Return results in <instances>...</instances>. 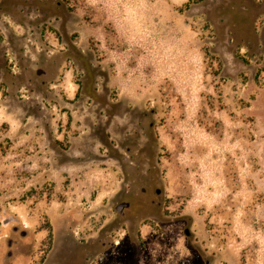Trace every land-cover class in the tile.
<instances>
[{"label":"rangeland","instance_id":"obj_1","mask_svg":"<svg viewBox=\"0 0 264 264\" xmlns=\"http://www.w3.org/2000/svg\"><path fill=\"white\" fill-rule=\"evenodd\" d=\"M0 264H264V0H0Z\"/></svg>","mask_w":264,"mask_h":264}]
</instances>
